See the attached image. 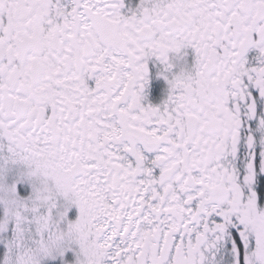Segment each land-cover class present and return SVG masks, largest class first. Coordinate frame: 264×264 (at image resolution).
Listing matches in <instances>:
<instances>
[{"label": "snow or ice", "instance_id": "snow-or-ice-1", "mask_svg": "<svg viewBox=\"0 0 264 264\" xmlns=\"http://www.w3.org/2000/svg\"><path fill=\"white\" fill-rule=\"evenodd\" d=\"M0 264H264V0H0Z\"/></svg>", "mask_w": 264, "mask_h": 264}]
</instances>
